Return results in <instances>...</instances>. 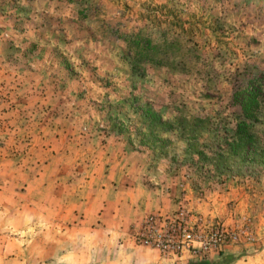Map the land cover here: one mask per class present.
I'll return each mask as SVG.
<instances>
[{"label": "rangeland", "instance_id": "374dc122", "mask_svg": "<svg viewBox=\"0 0 264 264\" xmlns=\"http://www.w3.org/2000/svg\"><path fill=\"white\" fill-rule=\"evenodd\" d=\"M141 183L227 229L174 264H264V0H0V264H60L102 188L134 239Z\"/></svg>", "mask_w": 264, "mask_h": 264}, {"label": "crops", "instance_id": "0c3cea01", "mask_svg": "<svg viewBox=\"0 0 264 264\" xmlns=\"http://www.w3.org/2000/svg\"><path fill=\"white\" fill-rule=\"evenodd\" d=\"M138 187L135 198H130L136 205L134 224H138L149 212L174 209L176 197L180 196V187H173L171 191L167 184L152 187L141 183ZM97 193L100 207L87 209L80 205L79 214L84 208L85 219L87 215L91 219L80 218L70 226L73 235L55 257L60 264H174L169 259H163L158 250L138 245L127 228H115L110 217L115 209L108 200V192L102 188ZM132 193L133 190H130L129 194Z\"/></svg>", "mask_w": 264, "mask_h": 264}, {"label": "built area", "instance_id": "2783aa9c", "mask_svg": "<svg viewBox=\"0 0 264 264\" xmlns=\"http://www.w3.org/2000/svg\"><path fill=\"white\" fill-rule=\"evenodd\" d=\"M206 230V235L204 231ZM137 244L158 250L164 259L187 254H205L222 248L227 229L219 222L205 221L184 204L167 212H149L133 227Z\"/></svg>", "mask_w": 264, "mask_h": 264}, {"label": "trees", "instance_id": "16d2710c", "mask_svg": "<svg viewBox=\"0 0 264 264\" xmlns=\"http://www.w3.org/2000/svg\"><path fill=\"white\" fill-rule=\"evenodd\" d=\"M257 91L258 87L253 85L249 90H246L244 96L240 97L239 93L236 94V98L239 97L241 101L239 102L240 108L242 110L243 117L236 125L235 130V138L232 143L233 148H246L247 150H254L256 142H258V138H256L255 133L253 132L255 125L253 122L248 121V119L256 120L258 116L257 108L259 106L257 100ZM158 116V122L163 124L162 120H160ZM256 148V147H255ZM189 264H207L205 262H191Z\"/></svg>", "mask_w": 264, "mask_h": 264}]
</instances>
